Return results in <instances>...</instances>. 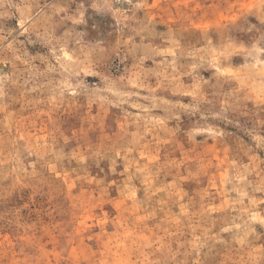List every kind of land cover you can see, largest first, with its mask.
Listing matches in <instances>:
<instances>
[{"label":"rangeland","instance_id":"obj_1","mask_svg":"<svg viewBox=\"0 0 264 264\" xmlns=\"http://www.w3.org/2000/svg\"><path fill=\"white\" fill-rule=\"evenodd\" d=\"M0 264H264V0H0Z\"/></svg>","mask_w":264,"mask_h":264}]
</instances>
